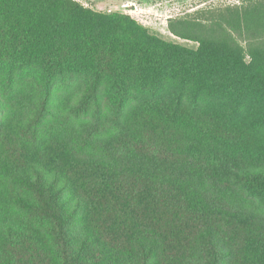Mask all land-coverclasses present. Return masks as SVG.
<instances>
[{
    "label": "trees",
    "instance_id": "16d2710c",
    "mask_svg": "<svg viewBox=\"0 0 264 264\" xmlns=\"http://www.w3.org/2000/svg\"><path fill=\"white\" fill-rule=\"evenodd\" d=\"M168 30L0 0V264H264V0Z\"/></svg>",
    "mask_w": 264,
    "mask_h": 264
},
{
    "label": "rangeland",
    "instance_id": "374dc122",
    "mask_svg": "<svg viewBox=\"0 0 264 264\" xmlns=\"http://www.w3.org/2000/svg\"><path fill=\"white\" fill-rule=\"evenodd\" d=\"M93 12L122 15L165 42L195 49L197 44L177 38L168 30L170 19L196 12L238 4V0H71Z\"/></svg>",
    "mask_w": 264,
    "mask_h": 264
}]
</instances>
